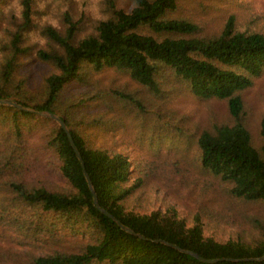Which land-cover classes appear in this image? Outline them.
<instances>
[{
    "label": "trees",
    "instance_id": "obj_1",
    "mask_svg": "<svg viewBox=\"0 0 264 264\" xmlns=\"http://www.w3.org/2000/svg\"><path fill=\"white\" fill-rule=\"evenodd\" d=\"M12 4L0 0V99L34 112L0 105V264H264L250 260L264 256V115L254 132L243 98L264 74V13L230 14L208 32L202 0H19V14ZM106 70L131 83L102 84ZM185 93L226 106V121L192 134L212 188L177 182L187 171L172 177L170 156L139 152L185 137V117L168 106ZM43 111L69 129L98 205L134 234L94 207L66 134ZM161 179L195 183L196 206L138 208L159 197Z\"/></svg>",
    "mask_w": 264,
    "mask_h": 264
},
{
    "label": "rangeland",
    "instance_id": "obj_2",
    "mask_svg": "<svg viewBox=\"0 0 264 264\" xmlns=\"http://www.w3.org/2000/svg\"><path fill=\"white\" fill-rule=\"evenodd\" d=\"M79 1L82 5L90 7L96 3V0ZM202 1L203 7H194L196 9L195 14L198 16L200 24H202L204 29H206L208 32L219 30L222 27L226 17L230 14L237 16L238 21L241 22L243 17L251 12V10L264 13V0ZM99 79L102 84L113 87L124 86L126 83H131L128 77L120 75L112 70L104 71L99 75ZM243 98L245 102L248 124L255 132L262 116L264 115V74L255 81L250 89L244 92ZM168 106L185 117V126H182L184 132L183 135H185V137L178 138L180 137V134L178 133L171 135L167 134L168 137L176 138V140H172L173 145L166 143L164 140V143L160 146L161 150L159 151V155H150L156 147L151 151L147 143L141 144L142 147H139V152L150 157L161 156V160L167 158L166 156H170L168 157L169 166H166L167 169L165 168L167 172L170 173V170L174 166L184 168L187 171V173L181 175V178L180 175L177 176L176 181L179 183H182V178L184 180L187 178L190 181L198 179L197 187H201L204 182L206 185H203V188L206 186L209 188L214 187L217 185L216 181L213 180L211 176L206 175V173H204L195 163L194 139L192 134L194 135L198 130L209 128L214 123L226 121L225 103L215 99L201 100L185 93L182 95H177L171 99L168 102ZM178 143L184 145H179ZM182 146H186V150L182 149ZM170 175L173 177L171 173ZM170 184L164 186L163 179L158 181V186L161 188L159 197H155L154 202H152V197H146L144 202L141 205H138V208H141L145 211H150L154 207H163L166 203L170 202L176 206L180 213H183L186 212L187 209H193L196 206V202L198 200L197 196L200 194V192L195 190V183L192 184V192L189 191L190 189L188 188L190 184H184V186L174 182ZM217 188L218 186L215 189ZM152 204L154 205L153 207ZM246 207L247 208L245 210L247 212L251 211V213L258 214L261 211V207L258 205Z\"/></svg>",
    "mask_w": 264,
    "mask_h": 264
},
{
    "label": "water",
    "instance_id": "obj_3",
    "mask_svg": "<svg viewBox=\"0 0 264 264\" xmlns=\"http://www.w3.org/2000/svg\"><path fill=\"white\" fill-rule=\"evenodd\" d=\"M0 105L1 106H11V107H14V108H17L19 110H22V111H25V112H31L33 113L34 111L32 109H29V108H26V107H23L22 105L18 104L17 102L13 101V100H8V99H0ZM39 115L43 116V117H46V118H49L51 120H53L54 122H56L60 128L64 131V133L66 134V137L70 143V146L71 148L73 149L78 161L80 162L81 164V168H82V173L84 175V178L86 180V183H87V186L93 196V205L96 209H98L101 214L105 215L106 217L110 218L111 220H113L123 231L127 232V233H130V234H134V232L132 230H130L129 228L123 226L119 221H117L109 212H107L105 209L101 208L99 205H98V201H97V196L95 194V191H94V188L91 184V181H90V178L88 177L86 171H85V168H84V164L82 162V159H81V156L74 144V141L71 137V134L69 132V129L67 128L66 124L63 122V120L56 114L54 113H51V112H47V111H43V112H37ZM140 238H143L142 236H140ZM161 243H164L165 245L171 247V248H174L180 252H183V253H186L188 255H191L193 257H195L196 259H199L203 262H206V263H214L216 261H218V259H214V260H205V259H202L200 258L198 255L190 252V251H183L181 250L180 248H178L176 245L174 244H169V243H165V242H162L160 241ZM250 260H256V261H261V260H264V256H261L259 258H255V259H250Z\"/></svg>",
    "mask_w": 264,
    "mask_h": 264
},
{
    "label": "clouds",
    "instance_id": "obj_4",
    "mask_svg": "<svg viewBox=\"0 0 264 264\" xmlns=\"http://www.w3.org/2000/svg\"><path fill=\"white\" fill-rule=\"evenodd\" d=\"M11 7H15L17 10V14H19L21 10V6L19 5V0H13V4L11 5Z\"/></svg>",
    "mask_w": 264,
    "mask_h": 264
}]
</instances>
